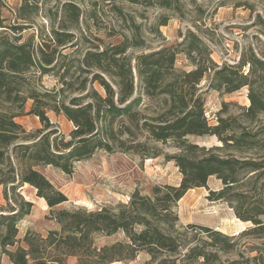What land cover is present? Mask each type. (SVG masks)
<instances>
[{"label": "trees", "instance_id": "1", "mask_svg": "<svg viewBox=\"0 0 264 264\" xmlns=\"http://www.w3.org/2000/svg\"><path fill=\"white\" fill-rule=\"evenodd\" d=\"M117 1L185 17L181 0ZM50 2L21 0L15 24H6L0 0V187L5 202L0 205L1 253L11 264H48L46 252L52 246L90 250L93 235L121 231L127 240L124 244L98 253L93 250L104 264L132 260L140 251L149 255L150 264H264L260 246L251 249L254 256H241L242 263L221 260L236 251L239 238L264 239V126L252 128L264 113V60L248 51L236 64L218 65L203 39L190 29L179 34L180 41L150 49L136 27L130 35L118 34L119 41L88 47L69 61L66 58L73 50H66L86 40L75 37L76 32L81 34V6L68 1L51 7ZM113 9L121 12L116 6ZM39 11L45 14L48 31L41 28L35 43L33 35L24 38L22 32L30 29ZM169 19L159 16L154 32L158 34ZM179 54L191 69L176 68ZM35 73L54 76L59 89L40 92L31 87ZM206 77L208 89L227 94L247 89L249 105L242 108V120L219 113L216 124L210 125L200 88ZM29 100L27 113L42 125L34 133L15 121L24 115ZM48 111L63 115L73 125L68 140L53 130ZM190 137H215L220 145L201 146ZM166 146L174 152H164ZM97 150L132 154L142 161L162 157L174 163L180 182L155 185L149 196L135 191L127 203L115 207L55 212L67 197L36 168L51 166L69 175L74 163ZM210 177L222 187L209 191L207 199L226 203L237 220L251 227L229 236L207 226L178 225L177 203L189 190L207 187ZM25 185L45 201L61 230L46 238L26 235V248L9 251L6 248L17 241L18 222L32 207L19 193ZM118 249L125 256L107 258L108 251Z\"/></svg>", "mask_w": 264, "mask_h": 264}, {"label": "rangeland", "instance_id": "2", "mask_svg": "<svg viewBox=\"0 0 264 264\" xmlns=\"http://www.w3.org/2000/svg\"><path fill=\"white\" fill-rule=\"evenodd\" d=\"M72 1L81 6L80 31L75 33L76 39L85 37L66 58L75 60L83 54L86 48L119 41L120 33L130 35L136 27L141 30V36L150 49H158L161 45H171L181 40L179 34H185L190 29L196 32L208 46L211 57L218 65H233L239 62L240 56L248 51L253 52L258 58L264 60V0H181L182 13L172 15L170 12L159 10L155 7H145L126 1L117 0H51L53 7L64 2ZM4 4L3 18L5 23L15 24V9L21 0H2ZM96 2L93 6L92 3ZM116 6L121 10L113 9ZM54 10V9H53ZM93 14H95L94 17ZM161 15L169 17L167 25L159 27V33H155L153 26ZM43 11H39L34 17L30 29L22 32L24 38L34 36V42L40 39L42 30L47 34L48 24ZM59 20V15L57 21ZM194 22L191 23V22ZM196 25L198 28H195ZM56 27V25H55ZM42 28V30H41ZM43 35V34H42ZM176 68L189 70L188 61L183 54L176 57ZM248 66L243 70L246 72ZM33 76V75H32ZM35 82L32 86L40 92L56 91L59 84L54 76L34 75ZM264 77V73H263ZM208 77L200 84L205 97V113L210 125L216 124V118L236 116L242 120V108H247V89L241 88L233 93H222L208 89ZM264 88V81H263ZM69 99V98H68ZM67 99V100H68ZM31 101L24 106V115L17 117L19 123L28 133H34L41 129L39 119L27 112L30 110ZM226 109L222 112L221 110ZM222 112V113H221ZM53 130L65 140L69 139V133L73 125L61 114L52 111L47 112ZM264 126V113L260 114L252 125L254 130ZM190 141L206 147L220 145L215 137H190ZM164 152L173 153L174 149L166 146ZM52 185L63 192L67 201L54 208L59 210L96 211L103 207H115L129 201L133 192L139 191L141 195L149 196L151 188L155 185H178L181 175L173 162H166L162 157L141 160L132 154L121 152L108 153L97 150L83 161L74 163L73 171L67 175L59 169L51 166L36 168ZM222 184L215 177H210L207 187L189 190L177 203L175 212L178 216V225L185 228L188 224L207 226L230 234L251 227L250 223L237 220L232 209L222 201H210L207 199L209 191H218ZM24 200L31 202L29 213L17 224L16 243L13 247H7L9 251L17 247L26 248L23 239L26 235L37 238H46L50 232H60L61 226L52 218L50 209L42 198L35 194V190L25 185L19 189ZM0 205L4 206L2 188L0 187ZM264 221V217H261ZM193 234V233H190ZM238 234V233H237ZM231 236V235H229ZM234 236V235H233ZM125 235L118 231L111 235L95 234L92 236L91 249L66 248L52 246L47 250L48 264H104L96 253L103 248L114 244H124ZM237 249L228 256H222V261L243 262L244 258L255 255L251 249L260 246L264 257V239L239 238L236 242ZM96 251V253L93 252ZM125 251L114 250L106 253L107 258H121ZM60 258L61 263L52 260ZM0 264H11L8 257L0 251ZM110 264H150L149 255L138 252L132 260L116 261ZM177 264H180L179 262Z\"/></svg>", "mask_w": 264, "mask_h": 264}, {"label": "crops", "instance_id": "3", "mask_svg": "<svg viewBox=\"0 0 264 264\" xmlns=\"http://www.w3.org/2000/svg\"><path fill=\"white\" fill-rule=\"evenodd\" d=\"M243 230V229H242ZM242 230H240V231H238V232H231L230 234H227V235H231V236H233V235H237V233H239V232H241Z\"/></svg>", "mask_w": 264, "mask_h": 264}]
</instances>
